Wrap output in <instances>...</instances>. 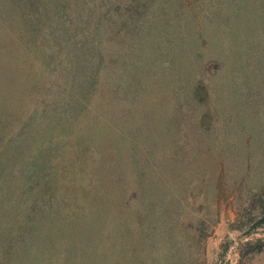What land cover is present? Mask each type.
<instances>
[{"label":"rangeland","instance_id":"obj_1","mask_svg":"<svg viewBox=\"0 0 264 264\" xmlns=\"http://www.w3.org/2000/svg\"><path fill=\"white\" fill-rule=\"evenodd\" d=\"M10 244L264 264V0H0V261Z\"/></svg>","mask_w":264,"mask_h":264},{"label":"trees","instance_id":"obj_2","mask_svg":"<svg viewBox=\"0 0 264 264\" xmlns=\"http://www.w3.org/2000/svg\"><path fill=\"white\" fill-rule=\"evenodd\" d=\"M64 5H65L64 3H61L60 8L59 9L56 8V9L58 10L57 12L60 13V19L63 18L64 20L65 19L67 20V17L69 18L70 16L66 14V11H64ZM48 21H49V18H48ZM66 27H69V21L68 20H67V26ZM46 33H47V35H52V30L49 32H48V30H46ZM66 68L67 67H63L64 70H66ZM6 254L9 255V260L8 261L2 260V261H0V264H6L7 262L11 263V261H13V263L16 262V263H21V264H23V263L32 264L31 260H30L31 256H24V255L17 253V248H15V246L13 244L9 245V248H8V251ZM22 260H23V262H21Z\"/></svg>","mask_w":264,"mask_h":264}]
</instances>
